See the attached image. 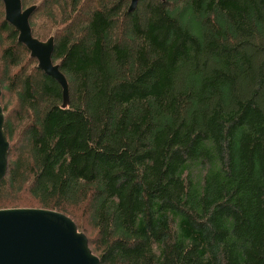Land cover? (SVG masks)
<instances>
[{"label":"trees","instance_id":"16d2710c","mask_svg":"<svg viewBox=\"0 0 264 264\" xmlns=\"http://www.w3.org/2000/svg\"><path fill=\"white\" fill-rule=\"evenodd\" d=\"M22 3L70 101L5 11L0 209L88 224L100 264H264V0ZM25 54L38 65L12 72Z\"/></svg>","mask_w":264,"mask_h":264},{"label":"water","instance_id":"95a60500","mask_svg":"<svg viewBox=\"0 0 264 264\" xmlns=\"http://www.w3.org/2000/svg\"><path fill=\"white\" fill-rule=\"evenodd\" d=\"M6 20L18 31V41L25 44L39 67L63 88V106L69 104L70 90L65 75L52 60L54 37L40 40L30 25L36 5L23 7L22 0H3ZM139 0H131L130 11ZM2 86L0 83V97ZM5 115L0 104V182L9 164L10 142L4 131ZM101 259L89 246L88 236L76 222L61 211L16 207L0 209V264H100Z\"/></svg>","mask_w":264,"mask_h":264},{"label":"rangeland","instance_id":"374dc122","mask_svg":"<svg viewBox=\"0 0 264 264\" xmlns=\"http://www.w3.org/2000/svg\"><path fill=\"white\" fill-rule=\"evenodd\" d=\"M2 9V15H0V19L1 20H5V8H4V4L3 7H1ZM53 21L50 20L46 15H43L42 13H39L37 16V19L35 21V31L36 32H41L42 34H46V36H43L42 39H47L46 37L49 36L50 34H52L55 30V27H53ZM11 41L7 38V44H10ZM1 53H2V49L0 48V57H1ZM38 65L37 62H35L33 59H30V55L29 54H25V57H23L22 63L18 68H13L12 72L19 70L21 68H29V69H33ZM4 70V66L1 63L0 60V75H1V71ZM36 86H38V82L35 83ZM8 95L10 96V99H13V96L8 93ZM12 116V114H10ZM7 200V199H6ZM8 200H11L12 204H21V205H29L32 203L31 198L27 195V194H21V195H17V196H12L11 198H9ZM10 202V201H9ZM9 202L7 204H9ZM85 228L87 229H83L82 231L86 232L87 234L91 235V230L88 229L89 225L87 224L85 226Z\"/></svg>","mask_w":264,"mask_h":264}]
</instances>
